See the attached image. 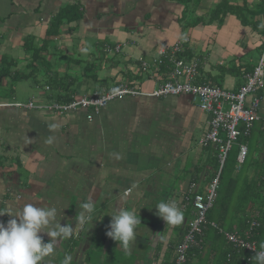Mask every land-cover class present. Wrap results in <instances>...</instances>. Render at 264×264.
I'll return each instance as SVG.
<instances>
[{"label": "crops", "instance_id": "obj_1", "mask_svg": "<svg viewBox=\"0 0 264 264\" xmlns=\"http://www.w3.org/2000/svg\"><path fill=\"white\" fill-rule=\"evenodd\" d=\"M179 41L182 51L173 52ZM263 45L264 0H0V103L69 101L120 84L152 92L178 59L198 60L195 83L237 91ZM162 47L168 56L158 64ZM259 92L264 115V86ZM209 120L189 95L127 96L93 120L85 110L0 106V222L27 202L56 207L73 232L44 264L69 255L71 264H171L194 194L219 169L216 147L200 143ZM241 144L248 153L239 164ZM227 158L235 171L223 174L211 223L245 237L254 218L264 227L254 189L264 179V127L256 124ZM90 197L97 220L86 231L75 216ZM161 201L183 211L180 224L156 214ZM116 207L139 208L127 251L106 234Z\"/></svg>", "mask_w": 264, "mask_h": 264}, {"label": "built area", "instance_id": "obj_2", "mask_svg": "<svg viewBox=\"0 0 264 264\" xmlns=\"http://www.w3.org/2000/svg\"><path fill=\"white\" fill-rule=\"evenodd\" d=\"M181 42H177L173 47V52H181ZM119 49V47H117ZM168 56L167 48L158 50V57L154 61L161 64ZM144 69L149 65L144 60L141 61ZM198 60L186 61L184 59L173 60V69L170 78L152 92H144L128 84H120L106 91H94L89 94L75 96L69 101H54L48 104H36L29 102H6L0 106L12 105L27 108H46L58 113L69 111L85 110L86 118L93 120L111 101L121 100L127 96H179L189 95L199 108L210 115L209 127L200 143L204 147L213 145L217 150L219 169L209 184L205 193L196 192L192 198L194 216L189 222L187 232L176 248L175 261L173 264H185L188 249L196 243L197 235L202 233L206 223L208 211L214 206L218 196L220 176L226 159L241 137L248 136L256 124L264 127V115L260 113L262 96L259 91L264 86V45L257 65L251 73L246 75L245 82L237 91H229L210 84L195 83L194 79L198 75ZM248 98H250L248 100ZM248 148L245 144L240 145L238 162L242 164L247 156ZM212 226L218 227L214 222ZM260 223L253 219L246 231V236L242 237L236 232H223L226 240L234 247L256 254L259 250L257 241L253 235ZM251 257L247 258L245 264L251 262Z\"/></svg>", "mask_w": 264, "mask_h": 264}, {"label": "clouds", "instance_id": "obj_3", "mask_svg": "<svg viewBox=\"0 0 264 264\" xmlns=\"http://www.w3.org/2000/svg\"><path fill=\"white\" fill-rule=\"evenodd\" d=\"M48 142L51 143V139ZM155 207L156 214L166 222V226L178 225L183 221V211L176 203L161 201ZM138 209L116 207L110 214L111 221L106 234L125 251L136 241L137 230L142 224ZM8 213L13 218L6 224L0 222V264H44L46 258L54 254L59 242L70 238L73 232L70 224H61L58 209L53 206L27 202L18 210ZM95 214V202L90 197L80 205V211L75 216L76 225L88 231L94 226L93 221L97 220ZM45 234L50 237L48 242L44 240ZM255 251L256 254L251 257L254 264H264V241L259 243V250ZM71 262L70 255L64 257L63 264Z\"/></svg>", "mask_w": 264, "mask_h": 264}, {"label": "trees", "instance_id": "obj_4", "mask_svg": "<svg viewBox=\"0 0 264 264\" xmlns=\"http://www.w3.org/2000/svg\"><path fill=\"white\" fill-rule=\"evenodd\" d=\"M215 157H216V162L213 164V167L217 171V168H218L217 153ZM225 171H228L229 173H234L235 160L229 163L228 158L226 159V163L224 165V168L220 176V184H222V180L224 178L223 174L225 173ZM260 172L261 174H263V178H264V168ZM254 189H255V195H256L255 199L260 201V203L256 206V208H259L260 213L262 212L260 214V217L264 219V196L262 194V191H264V179L261 180L260 182H256V187ZM219 196L221 200L222 199L221 189H219L218 191L217 198ZM217 200L218 199H216L215 203L217 202ZM191 207L192 206H190L188 213L189 215L192 216ZM211 210L212 209L208 211L206 223L203 226L202 233L197 235L196 243L193 244L187 251V259H186L185 264H244L246 261L245 259L250 257L251 253L245 250L238 249L234 247L233 245H231L225 239L224 234L220 231V228L212 226ZM259 220L261 222V219ZM262 222L264 223V221ZM247 225L248 223L246 222V228H247ZM255 235H257L256 238H258L259 243L261 241H264V227L261 226L260 228H258L257 233ZM177 246L178 244H176L175 247ZM175 253H176V248H175ZM211 255H213L212 257L213 259H211ZM253 256L254 255H252V257ZM174 261L175 259L171 262V264H173ZM251 264H254V262H252Z\"/></svg>", "mask_w": 264, "mask_h": 264}]
</instances>
